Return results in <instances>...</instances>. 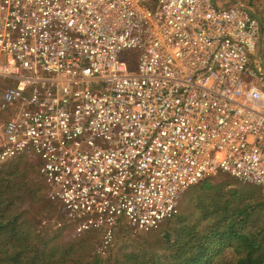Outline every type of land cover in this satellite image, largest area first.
Listing matches in <instances>:
<instances>
[{"label":"built area","instance_id":"2783aa9c","mask_svg":"<svg viewBox=\"0 0 264 264\" xmlns=\"http://www.w3.org/2000/svg\"><path fill=\"white\" fill-rule=\"evenodd\" d=\"M262 36L242 1L0 0V165L40 162L105 244L158 230L210 175L264 195Z\"/></svg>","mask_w":264,"mask_h":264},{"label":"trees","instance_id":"16d2710c","mask_svg":"<svg viewBox=\"0 0 264 264\" xmlns=\"http://www.w3.org/2000/svg\"><path fill=\"white\" fill-rule=\"evenodd\" d=\"M8 163L23 167L24 173L17 175H22L28 193L36 195V190L45 188L40 181L28 180L38 173L35 165L40 162L19 158ZM3 172L0 170V264H78L73 246L56 243L57 236L47 240L37 235L34 225L14 211L18 187ZM215 184L206 179L190 188L189 195L196 198L198 218L190 226L189 218L183 223L181 214L176 216L182 227L175 233L169 264H264V206L245 201L254 197L256 186L230 190L229 199ZM44 202L56 208L50 200Z\"/></svg>","mask_w":264,"mask_h":264},{"label":"rangeland","instance_id":"374dc122","mask_svg":"<svg viewBox=\"0 0 264 264\" xmlns=\"http://www.w3.org/2000/svg\"><path fill=\"white\" fill-rule=\"evenodd\" d=\"M236 1H242L250 5L262 21V45L258 46L256 53L257 55L260 54L262 63L264 64V0H218L220 4ZM6 61V57L3 56L2 62ZM11 163L0 165V170L9 175V180L18 187L15 195L14 211L20 213L21 217H23L22 220H27L32 226L34 225L33 227L36 229L35 233L37 235L46 236L47 240H51L57 236L56 243H64L68 247L73 246L71 250H74L78 264H169L172 261L171 250L172 248L174 249L173 240L176 241L177 238L175 233L182 227L180 224L184 223L186 218H189V222L186 221L191 226L196 223L198 218L196 198L193 195H189L192 191V189H189L182 195L179 202V215L181 214L179 218H181L182 222L179 223L175 217L163 223L158 230L143 234H135L131 228L124 225L115 230L113 242L105 244V234L103 232L93 230L84 234H78L76 229L67 220L59 204L53 202L56 208H49L44 202L48 199L46 185L40 191H35L37 196L35 193L34 195L28 193L25 189L22 175H17V172L24 173L23 167L12 165ZM35 167H37V175H30L28 180L30 183H39L40 181V184H45L40 176V165H35ZM206 179L213 180L216 183L214 187L222 189L224 197L229 199L232 193H228V191L232 190L234 192V190H241L243 186H252L224 173L210 175L202 181ZM256 190L254 197L245 201H255L263 208L264 195L260 188L256 187ZM52 244L55 245L54 242ZM175 263L176 261L173 264Z\"/></svg>","mask_w":264,"mask_h":264}]
</instances>
